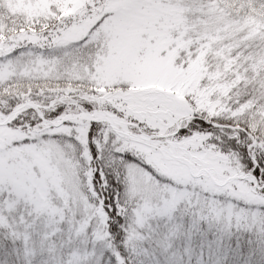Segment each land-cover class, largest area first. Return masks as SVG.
<instances>
[{
  "label": "snow or ice",
  "instance_id": "1",
  "mask_svg": "<svg viewBox=\"0 0 264 264\" xmlns=\"http://www.w3.org/2000/svg\"><path fill=\"white\" fill-rule=\"evenodd\" d=\"M0 264H264V0H0Z\"/></svg>",
  "mask_w": 264,
  "mask_h": 264
}]
</instances>
